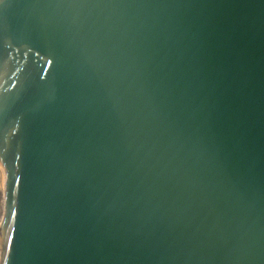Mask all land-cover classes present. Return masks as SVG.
Here are the masks:
<instances>
[{
    "label": "water",
    "instance_id": "95a60500",
    "mask_svg": "<svg viewBox=\"0 0 264 264\" xmlns=\"http://www.w3.org/2000/svg\"><path fill=\"white\" fill-rule=\"evenodd\" d=\"M1 264H264V0L0 5Z\"/></svg>",
    "mask_w": 264,
    "mask_h": 264
},
{
    "label": "bare ground",
    "instance_id": "6f19581e",
    "mask_svg": "<svg viewBox=\"0 0 264 264\" xmlns=\"http://www.w3.org/2000/svg\"><path fill=\"white\" fill-rule=\"evenodd\" d=\"M2 247H3V239H2V226H1V215H0V264L2 262Z\"/></svg>",
    "mask_w": 264,
    "mask_h": 264
},
{
    "label": "snow or ice",
    "instance_id": "6c2138e0",
    "mask_svg": "<svg viewBox=\"0 0 264 264\" xmlns=\"http://www.w3.org/2000/svg\"><path fill=\"white\" fill-rule=\"evenodd\" d=\"M5 0H0V5L4 4Z\"/></svg>",
    "mask_w": 264,
    "mask_h": 264
}]
</instances>
